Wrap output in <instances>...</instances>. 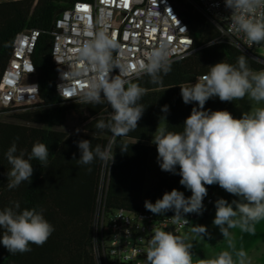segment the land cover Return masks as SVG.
Segmentation results:
<instances>
[{
	"label": "clouds",
	"instance_id": "obj_1",
	"mask_svg": "<svg viewBox=\"0 0 264 264\" xmlns=\"http://www.w3.org/2000/svg\"><path fill=\"white\" fill-rule=\"evenodd\" d=\"M224 5L231 10L235 30L242 32L250 45L264 42V0H224ZM98 23L99 29L87 31L88 38L75 50L82 67L60 73L63 81L85 83L79 88H69L64 83L58 86L61 97L77 96L76 102L85 105L107 103L112 109L110 118L97 120L95 128L111 132L113 141L103 148L99 144L93 148L90 140L77 141L80 158L76 161L80 166L91 165L97 159L113 163L115 138L125 137L138 127L145 111L139 101L146 89L133 82L132 74L137 79L147 75L151 83L162 85L163 75L172 71L167 41L143 51V58L130 64L115 34L109 33L102 19ZM114 52L118 53L115 57ZM114 70L118 74L113 75ZM179 88L183 102L196 106L184 120L180 132L169 131L166 115L162 116L160 122L163 120L166 124H158L151 143L156 146L160 169L179 175L180 185L192 194L185 197L183 192L172 189L155 203L145 200L144 207L157 216L173 212L172 222L190 224L192 235L152 228L145 264H194L192 240L210 237V233L207 226L192 225L185 216L203 215L206 210L203 201L208 195L205 185H219L237 199L229 202L218 198L214 202L216 212L212 223L227 242V250L211 259L197 258L195 264H252L243 244L237 247L230 230L239 229L241 233L255 236L256 226L264 221V106L254 107L236 118L227 110L205 109V104L217 97L221 102L247 97L255 104L264 103V69L253 70L242 54L235 65L224 61L210 65L207 74L198 77L194 84L179 85ZM161 111L167 114L169 106L164 105ZM119 148L126 152L128 145L121 144ZM17 152L14 141L5 153L11 166L7 172L10 190L23 182H31L34 173L31 162L36 160L47 167L50 153L48 146L39 141L33 144L30 153L27 149ZM91 170L88 167L87 171ZM0 229L3 230L0 244L11 255L29 253L33 244L42 247L55 231L45 218L43 208L21 209L19 201L0 210Z\"/></svg>",
	"mask_w": 264,
	"mask_h": 264
},
{
	"label": "trees",
	"instance_id": "obj_2",
	"mask_svg": "<svg viewBox=\"0 0 264 264\" xmlns=\"http://www.w3.org/2000/svg\"><path fill=\"white\" fill-rule=\"evenodd\" d=\"M77 1L85 0H0V79L14 38L27 29L41 32L33 54L41 103L35 108L16 109L14 121H0V210L11 206L13 201H19L21 209L43 208L45 218L55 229L42 247L30 245L29 253L11 255L0 244V264H98L94 222L105 162L97 159L91 165H78L80 151L76 142L86 139L93 148L97 144L103 148L113 141L111 132L95 128L97 120L110 118L112 109L107 103L85 105L77 103L78 100L62 99L56 90L57 69L52 58L55 21ZM172 1L189 24L197 50L173 62L172 71L163 75L162 85L151 83L147 75L133 81L146 89L139 101L145 111L134 131L115 138L114 162H107L102 198L107 213L118 209L150 212L144 207L145 200L155 203L172 189L187 190L180 185L179 175L160 169L157 149L151 143L160 117L166 115L169 131L180 132L184 120L196 106L183 102L179 85L194 84L198 77L207 74L210 65L220 61L235 65L242 54L253 70L264 69V64L222 38L219 28L187 0ZM257 47H264V42ZM233 104L221 102L217 97L209 99L205 109L231 112ZM164 105L169 106L167 114L161 111ZM72 112L86 113L77 133L63 130ZM14 141L17 154L20 149L30 153L37 141L46 144L50 153L47 167L36 160L31 162L34 168L31 182H23L10 190L7 172L11 166L5 153ZM121 144L128 145L126 152L119 148ZM88 167L91 172L87 171ZM2 234L0 229V236Z\"/></svg>",
	"mask_w": 264,
	"mask_h": 264
},
{
	"label": "built area",
	"instance_id": "obj_3",
	"mask_svg": "<svg viewBox=\"0 0 264 264\" xmlns=\"http://www.w3.org/2000/svg\"><path fill=\"white\" fill-rule=\"evenodd\" d=\"M198 12L209 19L222 33V38L234 43L238 48L251 51L257 44H249L242 32L235 30L231 20V10L225 8L224 0H187ZM87 8V11L84 9ZM114 33L121 45L123 56L130 64L142 59V53L167 41L173 62L194 53L195 40L189 24L178 13L172 0H85L77 1L64 10L55 21L52 42V58L57 69L56 90L63 83L69 88H79L85 81H63L61 71L82 67L76 59L75 50L87 39L86 32L99 29L100 20ZM41 32L27 29L19 33L9 48L7 63L0 79V114L6 110L35 108L41 103L37 72L33 62ZM240 49V48H239ZM244 52V51H243ZM118 53H113L117 56ZM258 57V56H257ZM253 58V57H251ZM264 64L260 58H253ZM118 74L114 70L113 75ZM91 75V73H88ZM137 79L134 75L130 77ZM61 97V95H60ZM64 100H78L77 96L61 97ZM97 213L94 222V250L98 264H145L147 241L152 228H160L179 235L191 225L173 223L169 211L162 216L151 212H130L124 209L107 213L102 203L104 177ZM203 203V215L186 214L191 224L203 220L210 212L215 200L213 189ZM190 197L189 190H179Z\"/></svg>",
	"mask_w": 264,
	"mask_h": 264
},
{
	"label": "rangeland",
	"instance_id": "obj_4",
	"mask_svg": "<svg viewBox=\"0 0 264 264\" xmlns=\"http://www.w3.org/2000/svg\"><path fill=\"white\" fill-rule=\"evenodd\" d=\"M252 53L255 56H258L264 60V47H255L252 50ZM260 106H264V103L258 105L255 104V102L249 101L248 98L245 97L244 100L234 101L231 113L234 117L239 118L241 117L243 112L250 111L252 108ZM17 113V110H6L4 113L0 114V121H14L12 117ZM85 117L86 114L78 115L72 112L69 115L67 122L63 127V130L67 133L79 132L80 128L82 127V121ZM160 119V126H164L166 122L163 120H161L160 122ZM152 145L155 146L154 144ZM106 165L107 163H105V167ZM210 187L213 189V197L215 201L218 198H224L229 202H231L233 199H237V197L227 193L225 190L220 188L219 185H211ZM215 212L216 209L213 204L210 212L203 220L194 222L192 224L205 225L207 226L208 232L210 233V237L206 236L204 239L196 238L192 240V242L194 243V248L192 249V251L195 253L193 257L194 264L197 258L211 259L218 255L219 252L227 250V242L223 239V236L220 233L218 227L213 226L212 223L215 217ZM190 228L191 226L189 228L184 229L179 235L191 236L192 234L190 233ZM256 229L257 231L255 236L241 233L239 229H231L230 231L233 233V236L237 243V247H239L241 243L243 244L245 251L251 258L252 264H264V221H261L256 226Z\"/></svg>",
	"mask_w": 264,
	"mask_h": 264
},
{
	"label": "water",
	"instance_id": "obj_5",
	"mask_svg": "<svg viewBox=\"0 0 264 264\" xmlns=\"http://www.w3.org/2000/svg\"><path fill=\"white\" fill-rule=\"evenodd\" d=\"M242 51H244L245 52V50L243 49V48H241V47H239ZM246 54H248L250 57H253V58H258L257 56H255L251 51H246L245 52Z\"/></svg>",
	"mask_w": 264,
	"mask_h": 264
},
{
	"label": "snow or ice",
	"instance_id": "obj_6",
	"mask_svg": "<svg viewBox=\"0 0 264 264\" xmlns=\"http://www.w3.org/2000/svg\"><path fill=\"white\" fill-rule=\"evenodd\" d=\"M84 10L87 11V8H85Z\"/></svg>",
	"mask_w": 264,
	"mask_h": 264
},
{
	"label": "crops",
	"instance_id": "obj_7",
	"mask_svg": "<svg viewBox=\"0 0 264 264\" xmlns=\"http://www.w3.org/2000/svg\"><path fill=\"white\" fill-rule=\"evenodd\" d=\"M84 114H86V113H84Z\"/></svg>",
	"mask_w": 264,
	"mask_h": 264
}]
</instances>
